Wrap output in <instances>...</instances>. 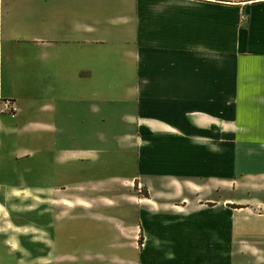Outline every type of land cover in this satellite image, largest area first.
I'll return each instance as SVG.
<instances>
[{"label": "crops", "instance_id": "1", "mask_svg": "<svg viewBox=\"0 0 264 264\" xmlns=\"http://www.w3.org/2000/svg\"><path fill=\"white\" fill-rule=\"evenodd\" d=\"M0 95V264H264V0H0Z\"/></svg>", "mask_w": 264, "mask_h": 264}, {"label": "rangeland", "instance_id": "2", "mask_svg": "<svg viewBox=\"0 0 264 264\" xmlns=\"http://www.w3.org/2000/svg\"><path fill=\"white\" fill-rule=\"evenodd\" d=\"M78 88H79L78 91L82 92L83 87L79 86ZM120 113L121 112H119V114L115 115L111 119L108 118V125H107L108 129L102 128L101 130L98 129L96 131L95 129L72 128L71 129V139H65V140L69 141L68 145L71 148H74V147L79 146V145L82 146L81 144H86V143L90 142L91 140H93V137H91V135H90V133L93 131L97 132L98 135H99L100 131H103V132L108 131V134L110 136H112L113 134H119L123 131V129H119L118 127L123 128V126H124V123L123 124L120 123L121 121L119 120V115H121ZM94 119L96 120L95 122H98V124L101 127L105 126V123H103L101 121V116H96ZM115 142L117 143V141H115ZM118 142H119V140H118ZM113 144H114V142H113ZM114 148L116 149L115 145L110 146V149L112 151H114ZM114 152H116V151H114ZM115 154H113V156L109 155V157H106V155H105L104 159L102 161V163L104 165V172L109 175V179L112 177H118L120 179L121 178L120 176L122 174H128L127 172H133L132 170H134V166H135L131 153L130 154L129 153H122L123 156H119V157L115 156ZM89 165L93 166L95 164L90 163V161H88V160H74V161H69V162L65 163V166L68 168L70 167L71 170H74L77 167H83L86 169V167ZM94 172H96L95 169H91L90 171L83 170L81 172H74L75 176L73 175V173H71V175L68 177L70 179L69 182L71 183V181L74 182L75 180L79 181V179L82 180V179H84V177H87L88 174L94 173ZM110 175H114V176H110ZM30 178H29L30 182L33 181L34 179H37L35 176H30ZM38 180L45 181L42 178H38ZM197 183H201V181L198 182L196 180L195 181H183L182 180L180 182H175L172 180H168V182H165L163 179H154V180L149 179L148 180L146 178H141V179L137 178L133 182V186H134L133 189H134V192L136 194H138L140 197H144V196L149 195V193H148L149 187L154 186V187H156V189H161L164 185H171V184L172 185H187V186L193 187L194 185H197ZM208 184H209L208 182H203L202 185H208ZM84 193L85 192H81L80 194L84 195ZM188 194L194 195V193H192V192H189ZM174 195L175 194H173V196ZM34 199H36V200L39 199V196L36 195L34 197ZM41 199H43V197H41ZM60 199H62V198H60ZM197 200L198 199L195 196H193L192 201L189 203V206L192 207V206L196 205ZM193 201H196V202H193ZM80 231L82 232V229L76 230V232H80ZM65 257L66 258L63 260H60V262H58V264H92L88 261H84L81 256H78V257L75 256V258L73 260H75L76 258H77V260L72 262L71 261V243H70V246L68 247V252H67V255H65ZM6 264H17V258L14 256L8 257Z\"/></svg>", "mask_w": 264, "mask_h": 264}, {"label": "built area", "instance_id": "3", "mask_svg": "<svg viewBox=\"0 0 264 264\" xmlns=\"http://www.w3.org/2000/svg\"><path fill=\"white\" fill-rule=\"evenodd\" d=\"M240 21H247L248 19V15L245 12H242L240 14ZM18 111V106L17 104L12 100V99H8V98H3L0 95V112L1 113H7L11 116H15L17 114Z\"/></svg>", "mask_w": 264, "mask_h": 264}]
</instances>
